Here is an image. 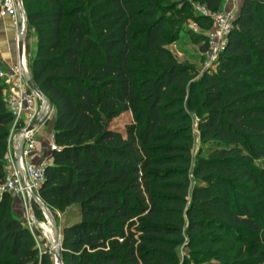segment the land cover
Returning <instances> with one entry per match:
<instances>
[{
    "label": "trees",
    "instance_id": "1",
    "mask_svg": "<svg viewBox=\"0 0 264 264\" xmlns=\"http://www.w3.org/2000/svg\"><path fill=\"white\" fill-rule=\"evenodd\" d=\"M157 1L168 5L23 0L36 35L30 75L55 114L38 197L78 219L63 230V264H264V0H244L203 73L167 48L187 20L207 53L214 24L203 11L226 0ZM3 91L0 81V264H51L2 191L14 124ZM127 113L137 123L115 129ZM220 233L252 238L249 259Z\"/></svg>",
    "mask_w": 264,
    "mask_h": 264
},
{
    "label": "built area",
    "instance_id": "2",
    "mask_svg": "<svg viewBox=\"0 0 264 264\" xmlns=\"http://www.w3.org/2000/svg\"><path fill=\"white\" fill-rule=\"evenodd\" d=\"M209 15L213 20L214 27L209 33V49L213 57H217L223 51L228 34L233 27L236 18L235 11L219 12ZM10 16L15 27L18 29V39L23 34L24 3L20 0H1L0 1V17ZM26 61V59H25ZM27 61H20L18 65L7 69H0V81L4 85L3 96L7 106L14 117V125H23V129L19 133L18 141L23 140L21 159L18 162L16 151L18 145L15 144L13 151H10L7 160V179L2 191L8 192L15 197H28L33 200V196H38V192L43 184L45 170L47 165L42 164L36 166L27 160L32 153L36 151V141L34 139V131L25 133L27 128L34 122L35 118L44 111H47L45 102L41 99L39 113L36 112V102L40 99L28 83L27 75H29ZM51 112V110H50ZM49 112V113H50ZM47 117V116H46ZM57 149L53 143L51 151Z\"/></svg>",
    "mask_w": 264,
    "mask_h": 264
},
{
    "label": "rangeland",
    "instance_id": "3",
    "mask_svg": "<svg viewBox=\"0 0 264 264\" xmlns=\"http://www.w3.org/2000/svg\"><path fill=\"white\" fill-rule=\"evenodd\" d=\"M155 5V7L162 9L168 5V1L159 2L157 0H149ZM178 1V0H175ZM196 11L201 12L198 8H195ZM224 12V11H222ZM18 30V29H17ZM179 37L177 42L169 46L167 49L173 54L178 63L194 67L198 72H205L208 70H214L215 64L217 62V57H213L210 49L207 53L203 52L202 45L197 41V34L200 33L197 25L191 21H182L178 25ZM28 38V40H27ZM27 45L30 48V53L34 54L36 51V35L32 28L27 25L26 32V48ZM29 55H26V61L28 70L29 69ZM18 65V60L13 66ZM1 69H4L1 67ZM42 102L41 99H37L36 102V112L40 108ZM193 127H194V143H193V156L195 157L200 144V132L198 129V117L190 111ZM55 114L51 109V112L44 119V122L47 126H50ZM136 118L132 113H127L121 116L114 122V128L119 130H124L127 126L136 124ZM143 123V121H141ZM14 125V124H13ZM14 133V132H13ZM34 139L36 137L34 136ZM13 211L21 219L23 225H25L34 239L37 248L42 254H46L50 260L51 264H58L55 252H54V243H55V234L56 237L62 238L63 230L65 227L72 226L78 222L77 218L67 217L62 214H57L56 216L52 214V217H48L46 212L42 210L39 206L40 213H37L33 207L35 203L34 200L28 197H15L13 196ZM53 221V222H52ZM56 230V232H55ZM219 238L224 241L225 246H234L236 248H241L244 252L245 258L249 259L250 252L253 249V239L246 236H227L225 234H217ZM186 251L180 249V258L181 262H184ZM188 262L190 264H209L210 258H194L192 256H187ZM216 263V262H214Z\"/></svg>",
    "mask_w": 264,
    "mask_h": 264
},
{
    "label": "crops",
    "instance_id": "4",
    "mask_svg": "<svg viewBox=\"0 0 264 264\" xmlns=\"http://www.w3.org/2000/svg\"><path fill=\"white\" fill-rule=\"evenodd\" d=\"M243 3L244 0H226L222 11L234 10L237 16ZM18 44V30L14 25L13 19L10 16L0 17V65L2 68L7 69L12 67L19 59ZM37 112L39 113V109ZM54 121L55 117L50 126H47L43 121L34 131L33 135L36 137V151L33 152L31 157L27 160L29 163L36 166L42 164L49 165L52 163L53 152L51 151V145L54 143ZM22 129V124H20V128L13 125L11 137L9 139L10 151H13L15 144L18 145V136Z\"/></svg>",
    "mask_w": 264,
    "mask_h": 264
},
{
    "label": "water",
    "instance_id": "5",
    "mask_svg": "<svg viewBox=\"0 0 264 264\" xmlns=\"http://www.w3.org/2000/svg\"><path fill=\"white\" fill-rule=\"evenodd\" d=\"M20 1L23 2V0H20ZM24 18H25V27L23 28V34H22V37L20 38L19 44H18L19 59L22 62L26 59V32H27V25H28V17H27V13L25 11V8H24ZM27 80H28V83L31 86V88L34 90V92L39 96L40 99H42L45 102L46 107H47V111H45V112L43 111L38 116V118L27 128V130L25 131L26 134L30 133L32 131H35L40 126V124L44 121V119L46 118V116L49 114V112L51 110V105H50L48 99L41 92L39 87L34 83L30 74L27 75ZM22 147H23V140L20 139L18 141V149L16 151L18 162L21 159ZM32 198H33L34 202L37 205H39L42 208V210L44 212H46V214L49 217H52V212L42 203V201L40 200V198L38 196L34 195ZM55 246H56L55 255H56L57 261L59 264H63V261H62V258H63L62 257V242H61L59 237H56Z\"/></svg>",
    "mask_w": 264,
    "mask_h": 264
},
{
    "label": "bare ground",
    "instance_id": "6",
    "mask_svg": "<svg viewBox=\"0 0 264 264\" xmlns=\"http://www.w3.org/2000/svg\"><path fill=\"white\" fill-rule=\"evenodd\" d=\"M22 27H25V23H23V26ZM25 60H24V65H25ZM49 217V216H48ZM50 218V217H49ZM55 232H56V230H55ZM56 236H57V233L55 234V240H56ZM55 250H56V246H55V243H54V252H55ZM56 256V255H55ZM57 259V258H56ZM58 262V261H57ZM59 264V263H58Z\"/></svg>",
    "mask_w": 264,
    "mask_h": 264
}]
</instances>
